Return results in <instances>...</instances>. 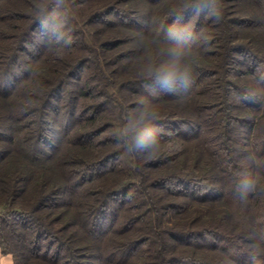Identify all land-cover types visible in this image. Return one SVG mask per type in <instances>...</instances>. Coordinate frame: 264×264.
Segmentation results:
<instances>
[{"label": "trees", "instance_id": "16d2710c", "mask_svg": "<svg viewBox=\"0 0 264 264\" xmlns=\"http://www.w3.org/2000/svg\"><path fill=\"white\" fill-rule=\"evenodd\" d=\"M179 3L64 0L57 42L39 28L53 0H0V247L15 264H264V0H221L218 24L186 14L195 71L173 94L145 65ZM146 100L173 133L153 156L114 139Z\"/></svg>", "mask_w": 264, "mask_h": 264}, {"label": "clouds", "instance_id": "9594fccd", "mask_svg": "<svg viewBox=\"0 0 264 264\" xmlns=\"http://www.w3.org/2000/svg\"><path fill=\"white\" fill-rule=\"evenodd\" d=\"M55 8L47 20L39 21L41 32L55 37L56 41L64 40L65 29L68 25V17L56 9L64 5V0H53ZM194 10L214 17L215 23H220L223 19V9L221 0H180L170 13L172 23L163 30V37L159 35L154 38L157 43H166L167 47L158 52L162 58L157 61L153 54H149L145 65V70L149 74L147 80L149 87L159 88L160 92L176 93V85H190L193 83L195 68L191 59L197 55L190 48L185 47L191 38V33L182 22L186 20V14ZM65 43L71 47L73 41L67 40ZM211 38L204 41L205 47H209ZM186 91V89H185ZM161 120L158 108L146 100L143 104H136L131 107V112L126 116L123 127L114 138L117 142L122 141L129 153L153 156L158 154L163 148L162 135L172 136L171 131H166L159 124ZM257 188V179L245 176L238 186V190L243 193L254 191Z\"/></svg>", "mask_w": 264, "mask_h": 264}, {"label": "rangeland", "instance_id": "374dc122", "mask_svg": "<svg viewBox=\"0 0 264 264\" xmlns=\"http://www.w3.org/2000/svg\"><path fill=\"white\" fill-rule=\"evenodd\" d=\"M73 16L77 17V14L74 12V13H72V17H73ZM77 19H78V21H79V23H80V27L83 28L84 31H86L85 36H86L88 42L92 44V42H94V40H93V36H94V35L92 34V31L86 29V28H85V24H82V23H81V20H79L78 17H77ZM13 24H15V22H13ZM39 32H40V31H39ZM34 36H35V38H34V39H35V42H37L39 39L41 40V37H42V36H41L40 33H39V34H38V33H37V34H34ZM148 205L150 206V204H148ZM4 211H5V208L0 206V214H2ZM107 224H108V221H107V223H106V225H105V229L107 228Z\"/></svg>", "mask_w": 264, "mask_h": 264}, {"label": "crops", "instance_id": "0c3cea01", "mask_svg": "<svg viewBox=\"0 0 264 264\" xmlns=\"http://www.w3.org/2000/svg\"><path fill=\"white\" fill-rule=\"evenodd\" d=\"M0 264H15L11 255H4L0 247Z\"/></svg>", "mask_w": 264, "mask_h": 264}]
</instances>
